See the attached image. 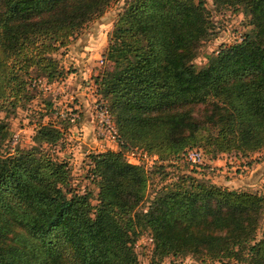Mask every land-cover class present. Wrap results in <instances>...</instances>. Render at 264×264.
Masks as SVG:
<instances>
[{
  "label": "trees",
  "instance_id": "1",
  "mask_svg": "<svg viewBox=\"0 0 264 264\" xmlns=\"http://www.w3.org/2000/svg\"><path fill=\"white\" fill-rule=\"evenodd\" d=\"M111 1L0 0V264H138L144 230L159 260L264 264V194L182 173L140 208L152 171L124 155L143 148L164 160L203 142L211 158L264 147V0H212L244 11L251 28L200 68L194 51L215 27L205 0H124L103 53L113 67L95 78L118 134L117 150L89 154L96 203L42 146L62 137L53 123L38 124L32 146L3 150L6 117L34 98L38 78L63 75L54 53ZM164 170L153 173L165 179Z\"/></svg>",
  "mask_w": 264,
  "mask_h": 264
},
{
  "label": "rangeland",
  "instance_id": "2",
  "mask_svg": "<svg viewBox=\"0 0 264 264\" xmlns=\"http://www.w3.org/2000/svg\"><path fill=\"white\" fill-rule=\"evenodd\" d=\"M205 1L215 27L194 51L192 62L196 68L206 65L210 56L216 53L222 44L239 41L251 28L244 11L233 9L229 5L216 6L212 0ZM123 5L124 0H112L99 18L89 23L70 40L68 45L54 53L53 56L58 60L63 75L49 81L51 83L49 90L39 85L34 86L35 88L30 85L29 89L34 98L21 101L15 112L6 117L9 133L3 150L10 153L17 147L28 148L34 144L33 136L39 123L51 122L60 128L63 134L58 142L53 145H46L43 142L42 146L57 159L67 161L71 168V186L79 193L90 191L93 194V203H96L97 186L87 177V169L91 164L89 154L114 150L112 147L117 144L98 134L99 114L95 109V101L99 98L107 107L109 101L101 98L97 93L95 78L113 67L111 61L103 58V53L107 47L108 34ZM4 115L5 112L0 111V118ZM109 115L117 131L115 116H112L110 112ZM194 116L198 117L196 114ZM14 137L17 138L16 142ZM204 145L203 142V144L185 148L202 151L201 162L192 165L185 160L184 151L175 157L170 156L163 160L157 154H150L145 149L138 148L155 157L154 161L150 159L139 161V164L152 171L144 203L140 208L147 206L153 191L159 185L171 181L182 173L229 189L250 190L264 194V171L260 175L252 171V166L264 159V147L257 153L249 155L230 151L218 153L216 157L211 158L205 152ZM117 149L118 147L115 148ZM161 163L164 165L165 173H168L165 179L162 178V174L153 173ZM151 237L150 231L144 230L135 239L134 250L138 264H201L190 254L169 255L162 260L153 257Z\"/></svg>",
  "mask_w": 264,
  "mask_h": 264
},
{
  "label": "built area",
  "instance_id": "3",
  "mask_svg": "<svg viewBox=\"0 0 264 264\" xmlns=\"http://www.w3.org/2000/svg\"><path fill=\"white\" fill-rule=\"evenodd\" d=\"M36 84L44 88L45 90H49L51 83L47 81L46 78H38L36 80ZM95 109L98 110L99 114V132L98 134L101 136L106 137L108 140L114 141L117 143L118 141V134L117 131L114 129V126L110 120V115L108 112V109L106 105L103 103L101 99L98 98L97 101H95ZM17 138L14 137V142H16ZM118 146V143L116 144ZM125 159L127 162L132 164H139L140 159L141 160H149L154 161V156L148 155V153L139 150L138 148H133L127 151L125 154ZM184 158L185 160L192 164L200 163L202 160V151L200 149H187L184 152ZM151 242L153 241L152 237L150 238Z\"/></svg>",
  "mask_w": 264,
  "mask_h": 264
},
{
  "label": "crops",
  "instance_id": "4",
  "mask_svg": "<svg viewBox=\"0 0 264 264\" xmlns=\"http://www.w3.org/2000/svg\"><path fill=\"white\" fill-rule=\"evenodd\" d=\"M116 147H118V146L114 145V147H112V148H114V150H115ZM252 168H253V170H252L253 172H255L256 174L259 173V175H260V173L264 171V159L260 163H257L256 165L252 166Z\"/></svg>",
  "mask_w": 264,
  "mask_h": 264
}]
</instances>
